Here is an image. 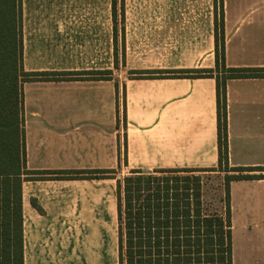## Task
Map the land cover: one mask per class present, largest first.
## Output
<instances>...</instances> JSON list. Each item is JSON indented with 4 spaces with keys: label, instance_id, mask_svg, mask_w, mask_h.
<instances>
[{
    "label": "crops",
    "instance_id": "obj_1",
    "mask_svg": "<svg viewBox=\"0 0 264 264\" xmlns=\"http://www.w3.org/2000/svg\"><path fill=\"white\" fill-rule=\"evenodd\" d=\"M217 4L124 0L123 65L121 0L116 24L113 0H22L25 72H113L24 83L27 169L217 168L216 79L128 75L215 69ZM223 10L226 67L264 72V0H223ZM227 112L230 167H264V77L228 80ZM116 190L115 179L25 181L24 264H119ZM230 211L233 264H264V179L232 181Z\"/></svg>",
    "mask_w": 264,
    "mask_h": 264
},
{
    "label": "trees",
    "instance_id": "obj_2",
    "mask_svg": "<svg viewBox=\"0 0 264 264\" xmlns=\"http://www.w3.org/2000/svg\"><path fill=\"white\" fill-rule=\"evenodd\" d=\"M216 1V6L217 0ZM114 19L117 21V0ZM217 9V8H216ZM124 0L121 58L125 65ZM115 44L118 28L115 26ZM215 69L128 72L130 79L214 78L217 82L219 165L212 169L30 171L26 165L24 91L29 81L112 80V71L27 73L23 67L22 0H0V264H24L23 183L31 180L115 179L119 264H233L230 184L264 179V167H230L227 81L264 77V72L226 67L223 0L215 18ZM119 52L115 48V64ZM120 127L119 84L116 83ZM127 165V146L125 150ZM204 173H225V212L205 203ZM260 173V174H255ZM35 208L42 212L37 201Z\"/></svg>",
    "mask_w": 264,
    "mask_h": 264
},
{
    "label": "rangeland",
    "instance_id": "obj_3",
    "mask_svg": "<svg viewBox=\"0 0 264 264\" xmlns=\"http://www.w3.org/2000/svg\"><path fill=\"white\" fill-rule=\"evenodd\" d=\"M130 170L132 169H126L124 174L122 173L119 176L123 177V175H127ZM202 177L205 182V203L207 208L210 210H221V203L218 196L222 191H224L225 176L218 173H204L202 174Z\"/></svg>",
    "mask_w": 264,
    "mask_h": 264
}]
</instances>
